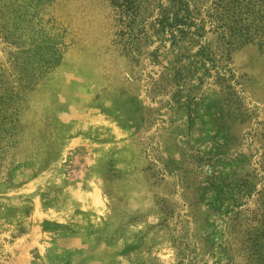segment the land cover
Masks as SVG:
<instances>
[{
	"label": "rangeland",
	"instance_id": "obj_1",
	"mask_svg": "<svg viewBox=\"0 0 264 264\" xmlns=\"http://www.w3.org/2000/svg\"><path fill=\"white\" fill-rule=\"evenodd\" d=\"M0 264H264V0H0Z\"/></svg>",
	"mask_w": 264,
	"mask_h": 264
},
{
	"label": "trees",
	"instance_id": "obj_2",
	"mask_svg": "<svg viewBox=\"0 0 264 264\" xmlns=\"http://www.w3.org/2000/svg\"><path fill=\"white\" fill-rule=\"evenodd\" d=\"M56 47L58 48L57 44H56ZM56 47L50 48L49 59L46 60L45 62H43V64L40 66V68L47 70V69L54 68L58 65L60 58H59V55L54 50Z\"/></svg>",
	"mask_w": 264,
	"mask_h": 264
}]
</instances>
